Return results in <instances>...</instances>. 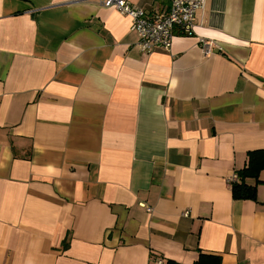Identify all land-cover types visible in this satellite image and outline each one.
Segmentation results:
<instances>
[{"label": "crops", "instance_id": "obj_1", "mask_svg": "<svg viewBox=\"0 0 264 264\" xmlns=\"http://www.w3.org/2000/svg\"><path fill=\"white\" fill-rule=\"evenodd\" d=\"M139 39L97 0H0V264H264V169L256 199L230 179L264 149V0Z\"/></svg>", "mask_w": 264, "mask_h": 264}, {"label": "built area", "instance_id": "obj_2", "mask_svg": "<svg viewBox=\"0 0 264 264\" xmlns=\"http://www.w3.org/2000/svg\"><path fill=\"white\" fill-rule=\"evenodd\" d=\"M205 0H171L168 11L164 13L151 14L143 7L133 4L130 0H97L100 5L115 7L122 14L132 19L134 28L139 33L138 45L144 52H150L157 48L170 50L173 44L175 31L191 35L194 34L197 15L203 8ZM201 43L206 47L205 53H211V44L204 39ZM231 182L238 180L237 173L231 176ZM147 211L153 208L143 203ZM189 215V211L184 212Z\"/></svg>", "mask_w": 264, "mask_h": 264}, {"label": "trees", "instance_id": "obj_3", "mask_svg": "<svg viewBox=\"0 0 264 264\" xmlns=\"http://www.w3.org/2000/svg\"><path fill=\"white\" fill-rule=\"evenodd\" d=\"M248 163L243 169L237 171L238 180L231 182L232 194L236 199H256L258 194L257 182L260 180V172L264 169V149L252 150L248 153ZM256 179L255 184H249L247 178ZM162 260V259H161ZM156 264H183L176 260L168 259ZM193 264H224L220 255L200 253L198 260Z\"/></svg>", "mask_w": 264, "mask_h": 264}]
</instances>
